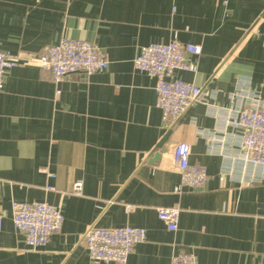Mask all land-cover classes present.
Wrapping results in <instances>:
<instances>
[{"label": "crops", "instance_id": "obj_1", "mask_svg": "<svg viewBox=\"0 0 264 264\" xmlns=\"http://www.w3.org/2000/svg\"><path fill=\"white\" fill-rule=\"evenodd\" d=\"M63 38L96 45L109 66L59 82L32 65L5 74L0 264H93L83 240L92 227L145 230L126 264H170L183 253L197 264H264V172L234 157L236 132L223 122L238 80L264 104V0H0V52L39 55ZM174 39L201 52L186 55L194 72L173 78L215 95L167 127L155 79L133 60L142 47ZM177 143L206 169L202 189L180 186ZM76 183L80 195L71 192ZM13 202L60 207L62 226L43 248L26 246ZM172 207L180 209L175 232L157 217Z\"/></svg>", "mask_w": 264, "mask_h": 264}, {"label": "built area", "instance_id": "obj_2", "mask_svg": "<svg viewBox=\"0 0 264 264\" xmlns=\"http://www.w3.org/2000/svg\"><path fill=\"white\" fill-rule=\"evenodd\" d=\"M200 52L199 46L181 44L174 39L167 44H150L142 47L133 60L136 71L155 79L156 106L160 109L163 123L167 127L175 125L190 106L208 105L215 95L214 92L192 83L173 78L176 71L194 72L195 65L186 59V55L197 56ZM22 65L48 70L52 78L59 82L77 72L87 76L104 72L109 66V61L96 45L68 38L61 39L56 45L45 47L39 55L28 54L22 57L0 52V92L7 71ZM235 97L236 105L223 118L224 124L236 132L237 145L234 157L246 168H259L264 172V104L260 101L258 92L250 90L247 80H238ZM171 158L179 173L181 187L193 190L203 188L207 180L206 169L190 163L188 144H175ZM71 192L80 195L82 185L74 184ZM11 211L13 225L23 235L30 250L43 248L50 236L59 231L63 223L60 207L47 202H13ZM179 216L180 209L177 207L157 209L158 219L170 232L177 230ZM261 218L264 221V206ZM145 239V230L131 227H92L83 235L85 249L93 264H126L133 248L143 243ZM170 264L197 262L193 254L183 253L172 256Z\"/></svg>", "mask_w": 264, "mask_h": 264}]
</instances>
